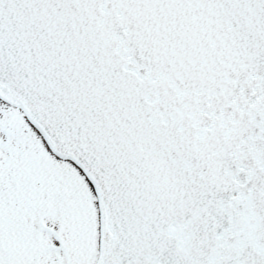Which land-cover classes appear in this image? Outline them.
Returning a JSON list of instances; mask_svg holds the SVG:
<instances>
[{"label": "snow or ice", "instance_id": "6c2138e0", "mask_svg": "<svg viewBox=\"0 0 264 264\" xmlns=\"http://www.w3.org/2000/svg\"><path fill=\"white\" fill-rule=\"evenodd\" d=\"M0 264H264V0H0Z\"/></svg>", "mask_w": 264, "mask_h": 264}]
</instances>
